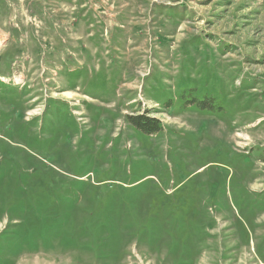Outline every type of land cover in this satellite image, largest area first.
<instances>
[{
	"label": "rangeland",
	"instance_id": "1",
	"mask_svg": "<svg viewBox=\"0 0 264 264\" xmlns=\"http://www.w3.org/2000/svg\"><path fill=\"white\" fill-rule=\"evenodd\" d=\"M0 264H264V0H0Z\"/></svg>",
	"mask_w": 264,
	"mask_h": 264
},
{
	"label": "trees",
	"instance_id": "2",
	"mask_svg": "<svg viewBox=\"0 0 264 264\" xmlns=\"http://www.w3.org/2000/svg\"><path fill=\"white\" fill-rule=\"evenodd\" d=\"M128 120L137 130L146 134L158 132L163 127L158 118L148 114L129 115Z\"/></svg>",
	"mask_w": 264,
	"mask_h": 264
}]
</instances>
